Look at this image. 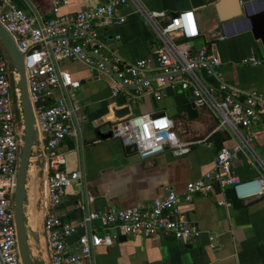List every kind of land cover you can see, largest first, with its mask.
<instances>
[{
    "label": "built area",
    "instance_id": "2783aa9c",
    "mask_svg": "<svg viewBox=\"0 0 264 264\" xmlns=\"http://www.w3.org/2000/svg\"><path fill=\"white\" fill-rule=\"evenodd\" d=\"M66 4L67 0H52L50 15L43 18L33 8L25 11L0 0V25L22 54L37 130L32 160L46 170V200L41 205L46 264H94L96 247L108 245L120 235L166 234L188 243L199 231L186 219L181 205L190 202L192 196L207 197L218 193L220 199L216 203L223 206L230 205L224 196L225 189H230L241 203L264 196V161L253 149L248 130L252 122L262 118L264 134V93L248 91L242 101H238V91L228 89L218 71L217 57L207 56L204 47L193 52L189 50L187 43L199 33L191 9L174 13L164 25L158 26L155 18L163 13L144 9L138 0H103L87 10L60 12ZM126 4H131L133 11L148 23L160 41L153 51L155 75L144 77L149 70V57L130 63L124 62L115 51L101 55L97 27L121 24L124 17L117 11ZM61 59L80 61L90 76L104 77L112 98L121 94L131 101L137 95L127 87L140 80L138 89L148 91L155 99H159L168 86L177 85L181 90H188L193 105L206 108L215 118L216 128L224 130L236 142L231 148L221 146L212 168L188 180L181 194L167 189L162 196L147 203L91 210L88 205L93 197L81 191L77 204L79 219L71 222L57 207L66 187L80 179V172L63 169L65 155L57 146L63 138L72 136L77 139L74 149H79V130L74 117L77 101L67 91L78 88L79 81L57 66L56 62ZM259 62L253 55L240 60L243 65ZM197 71L203 77H212L214 85L205 83ZM15 78L16 73L0 46V264H21L12 215L21 121ZM109 130L111 137L117 138L124 149L133 150L140 159L165 150L172 155H182L201 142L181 138L172 119L165 114H134L113 122ZM238 150L246 152L248 162L258 170V175L238 178L232 173L230 160Z\"/></svg>",
    "mask_w": 264,
    "mask_h": 264
},
{
    "label": "crops",
    "instance_id": "0c3cea01",
    "mask_svg": "<svg viewBox=\"0 0 264 264\" xmlns=\"http://www.w3.org/2000/svg\"><path fill=\"white\" fill-rule=\"evenodd\" d=\"M5 1L25 11L33 8L43 18L50 15L52 0ZM102 1L67 0L59 10L62 13L87 10ZM138 1L148 11L163 13L155 18L158 26L164 25L174 13L191 9L199 33L187 43L189 50L193 52L204 47L207 56L217 57L218 71L228 89L238 91V101H242L248 91L264 93V51L256 47L244 19V14L258 9L260 3L254 0H213L203 6L192 7L190 0ZM247 1H251L249 6ZM117 13L124 17L121 24L97 27L102 43L101 55H106L109 50L115 51L124 62L130 63L149 57V70L144 77L155 75L153 51L160 45L155 31L133 11L131 4L119 7ZM176 40L180 41V38ZM249 55L260 62L257 65L240 63ZM56 64L79 81L78 88L67 89L77 101L74 117L79 130V149H74L77 139L72 136L63 138L57 146L58 151L65 155L63 169L80 172V179L66 187L57 207L71 222L79 219L77 204L81 191L93 197L88 205L91 210L147 203L162 196L167 189L181 194L188 180H194L212 168L214 156L221 146L231 148L236 142L224 130L216 128V120L206 108L193 105L188 90H181L177 85L168 86L163 89L161 97L155 99L148 91L138 89L140 80L127 87L129 92L137 95L131 101L127 100L132 115L163 113L172 119L181 138L201 140L182 155H172L165 150L140 159L133 150L124 149L117 138L96 136L99 127L104 128L105 123L112 125L108 108L114 98L110 96L106 79L90 76L77 60L61 59ZM204 78L214 85L212 77ZM53 94L57 95V91ZM262 122V118L252 122L248 130L253 149L264 161ZM230 169L238 178L258 175V170L248 162L243 150L233 153ZM45 174L46 170L40 163L28 168L23 212L28 227L37 234V239L32 241L31 252L36 259L46 261L40 209L46 200ZM218 199V193L207 197L194 195L190 202L181 205L186 219L193 222L199 231L193 241L181 243L166 234L125 236L122 240L114 238L110 244L96 247L94 264H264V196L243 202L238 209L231 205H218Z\"/></svg>",
    "mask_w": 264,
    "mask_h": 264
},
{
    "label": "water",
    "instance_id": "95a60500",
    "mask_svg": "<svg viewBox=\"0 0 264 264\" xmlns=\"http://www.w3.org/2000/svg\"><path fill=\"white\" fill-rule=\"evenodd\" d=\"M212 1L213 0H190V4L192 7H196L206 5ZM251 1H247L246 5L249 6ZM254 1L260 3L261 6L255 11L246 12L244 14V19L248 23V29L250 30L252 40L256 42V47H261L264 51V0ZM0 46L10 67L16 73L14 84L18 89V98L21 106V121L18 124V131L20 133L18 159L15 173V185L12 193V215L17 252L21 264H36L35 262H37V264H46L44 259H36L31 252L32 241L37 239V234L28 227L23 212V200L25 197V183L28 168L30 165L38 163L32 160L33 147L37 142L35 119L32 104L28 95L22 54L16 48L8 32L1 25ZM197 73L202 80L207 83L201 72L197 71ZM127 99V95H117L114 98L112 105L108 108L109 121L111 123L120 121L132 115L131 105L127 102ZM162 114L163 113H159L155 116ZM104 126V128L99 127L96 130V136L98 138H106L110 136L109 123H105ZM224 196L229 200L233 209L241 207L242 203L233 197V193L230 189H225ZM124 238L125 236L120 235L118 240H122Z\"/></svg>",
    "mask_w": 264,
    "mask_h": 264
}]
</instances>
